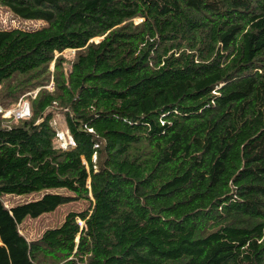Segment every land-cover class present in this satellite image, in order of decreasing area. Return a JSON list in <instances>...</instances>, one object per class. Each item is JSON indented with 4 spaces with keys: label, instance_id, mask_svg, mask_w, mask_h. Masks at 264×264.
<instances>
[{
    "label": "trees",
    "instance_id": "16d2710c",
    "mask_svg": "<svg viewBox=\"0 0 264 264\" xmlns=\"http://www.w3.org/2000/svg\"><path fill=\"white\" fill-rule=\"evenodd\" d=\"M0 7V264H264V0Z\"/></svg>",
    "mask_w": 264,
    "mask_h": 264
},
{
    "label": "rangeland",
    "instance_id": "374dc122",
    "mask_svg": "<svg viewBox=\"0 0 264 264\" xmlns=\"http://www.w3.org/2000/svg\"><path fill=\"white\" fill-rule=\"evenodd\" d=\"M0 23H4V24L7 23L8 26H11L12 28L19 27L22 29H32V28H35L41 25L40 22L25 21V20H20L16 17H13L9 12L4 10L2 7H0ZM48 88L51 89L50 86H48ZM19 102L21 103L25 102L28 104L26 100H22V99H20L18 103ZM28 108H29V104H28ZM1 112H2V117H3L5 111H1ZM54 122L58 124L60 127L59 133L64 134L65 128H64L63 120L60 114L55 115ZM64 135L66 136V134ZM51 192L67 193L65 190H51ZM43 193L44 192L32 193V194H27V195H22V196L7 195V196L2 197V201L4 205L8 207V206L19 204L25 201L34 200L40 197ZM85 205H86L85 203L80 202V201H72L70 203L57 207L52 212L42 214L37 218L26 219L20 225L19 230L26 237L27 240H34L38 238L41 235V233L45 231L46 229L58 226L69 212H73V211L79 212L85 208Z\"/></svg>",
    "mask_w": 264,
    "mask_h": 264
},
{
    "label": "built area",
    "instance_id": "2783aa9c",
    "mask_svg": "<svg viewBox=\"0 0 264 264\" xmlns=\"http://www.w3.org/2000/svg\"><path fill=\"white\" fill-rule=\"evenodd\" d=\"M10 27L11 26H8L7 23L6 24L0 23V28L7 29V28H10ZM11 114L15 118H17V119H21V118L27 117L29 115L28 104L25 103V102H23V103H21V102L17 103V106L13 110L5 111L3 117H7V116H9ZM58 137L62 139V138L65 137V135L63 133H59L58 134ZM67 138H68V140L71 139L69 136Z\"/></svg>",
    "mask_w": 264,
    "mask_h": 264
}]
</instances>
